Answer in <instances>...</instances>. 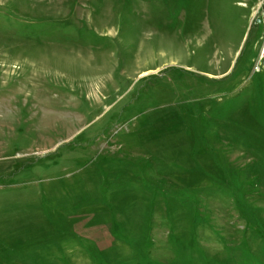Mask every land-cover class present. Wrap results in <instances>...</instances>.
<instances>
[{
    "label": "rangeland",
    "instance_id": "rangeland-1",
    "mask_svg": "<svg viewBox=\"0 0 264 264\" xmlns=\"http://www.w3.org/2000/svg\"><path fill=\"white\" fill-rule=\"evenodd\" d=\"M0 264H264V0H0Z\"/></svg>",
    "mask_w": 264,
    "mask_h": 264
},
{
    "label": "bare ground",
    "instance_id": "bare-ground-1",
    "mask_svg": "<svg viewBox=\"0 0 264 264\" xmlns=\"http://www.w3.org/2000/svg\"><path fill=\"white\" fill-rule=\"evenodd\" d=\"M60 59V58H59ZM65 59V58H64Z\"/></svg>",
    "mask_w": 264,
    "mask_h": 264
}]
</instances>
